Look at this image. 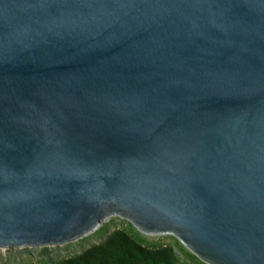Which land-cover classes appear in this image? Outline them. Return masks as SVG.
Segmentation results:
<instances>
[{
	"label": "water",
	"instance_id": "95a60500",
	"mask_svg": "<svg viewBox=\"0 0 264 264\" xmlns=\"http://www.w3.org/2000/svg\"><path fill=\"white\" fill-rule=\"evenodd\" d=\"M112 216L264 264V0H0V248Z\"/></svg>",
	"mask_w": 264,
	"mask_h": 264
},
{
	"label": "rangeland",
	"instance_id": "374dc122",
	"mask_svg": "<svg viewBox=\"0 0 264 264\" xmlns=\"http://www.w3.org/2000/svg\"><path fill=\"white\" fill-rule=\"evenodd\" d=\"M134 225L126 218L112 216L88 234L65 244L0 248V264H55L61 259L82 253L93 244L102 242L113 230L125 229L134 232ZM103 228V230H100ZM135 228V227H134ZM137 229V228H136ZM149 241L157 245L166 244L175 247L182 261L188 264H202L186 246L172 235H147Z\"/></svg>",
	"mask_w": 264,
	"mask_h": 264
},
{
	"label": "trees",
	"instance_id": "16d2710c",
	"mask_svg": "<svg viewBox=\"0 0 264 264\" xmlns=\"http://www.w3.org/2000/svg\"><path fill=\"white\" fill-rule=\"evenodd\" d=\"M132 228L131 233L115 229L102 242L55 264H188L181 260L174 246L157 245L146 234Z\"/></svg>",
	"mask_w": 264,
	"mask_h": 264
}]
</instances>
